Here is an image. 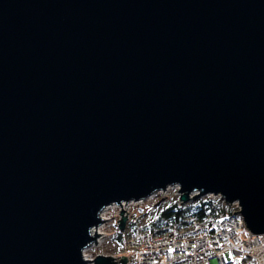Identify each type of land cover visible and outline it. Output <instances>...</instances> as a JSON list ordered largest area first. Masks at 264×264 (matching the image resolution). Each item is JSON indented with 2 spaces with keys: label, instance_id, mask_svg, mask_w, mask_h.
<instances>
[{
  "label": "water",
  "instance_id": "1",
  "mask_svg": "<svg viewBox=\"0 0 264 264\" xmlns=\"http://www.w3.org/2000/svg\"><path fill=\"white\" fill-rule=\"evenodd\" d=\"M174 185L264 234V0H0V264H116L100 213Z\"/></svg>",
  "mask_w": 264,
  "mask_h": 264
},
{
  "label": "built area",
  "instance_id": "2",
  "mask_svg": "<svg viewBox=\"0 0 264 264\" xmlns=\"http://www.w3.org/2000/svg\"><path fill=\"white\" fill-rule=\"evenodd\" d=\"M179 192L180 187L174 185L154 193L146 200L106 207L100 213V219L105 222L91 230L92 236L96 232L100 236L83 251L84 260L91 262L98 256H110L115 259L114 263L118 262L116 264H123L119 262L123 257H129L127 264H264V234H252L241 222L239 203L230 205L232 214L225 219H209L164 233L144 230L147 224L139 225L137 215L150 217L155 213H147L149 204L173 193L176 201L181 203ZM153 209H158L157 205ZM122 210L125 211L123 218L128 219L124 230L119 227L121 222L118 223L122 220ZM244 228L248 231V239L242 237ZM121 235L125 236L122 253L106 252L110 244H120L118 237Z\"/></svg>",
  "mask_w": 264,
  "mask_h": 264
},
{
  "label": "trees",
  "instance_id": "3",
  "mask_svg": "<svg viewBox=\"0 0 264 264\" xmlns=\"http://www.w3.org/2000/svg\"><path fill=\"white\" fill-rule=\"evenodd\" d=\"M173 202L169 207L155 209L158 216L147 224L144 230L164 233L173 228H182L209 219L222 220L232 214V208L221 198L208 196L182 205L177 201ZM118 240L120 244H124L125 236H119Z\"/></svg>",
  "mask_w": 264,
  "mask_h": 264
},
{
  "label": "rangeland",
  "instance_id": "4",
  "mask_svg": "<svg viewBox=\"0 0 264 264\" xmlns=\"http://www.w3.org/2000/svg\"><path fill=\"white\" fill-rule=\"evenodd\" d=\"M211 198H213L212 196H209ZM169 198L168 200L164 201V199ZM177 197H175V193L171 194L169 197H165V198H160L159 200L157 199L155 201V203L153 204H149L148 207V211L147 213H152L155 211L154 206L156 207V205H158L161 201L163 202V208L164 207H169L171 205H173V201H176ZM168 201V202H167ZM157 210H161V209H157ZM156 214V217L158 216L157 212L155 211V213L153 214V216ZM100 216V215H99ZM153 216L147 215V216H141L139 217V215L136 216V220L139 221V225H145V224H149V222H151L152 220H154L156 217L153 218ZM241 222L243 223V220L241 219ZM242 237L244 239H248V231L244 228L242 231ZM124 244H110L109 246L106 247V252H109V254H114V253H122ZM94 264V263H91Z\"/></svg>",
  "mask_w": 264,
  "mask_h": 264
}]
</instances>
